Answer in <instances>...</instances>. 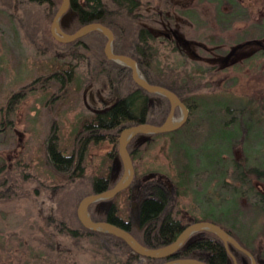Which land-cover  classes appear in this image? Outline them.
<instances>
[{
  "label": "rangeland",
  "instance_id": "rangeland-1",
  "mask_svg": "<svg viewBox=\"0 0 264 264\" xmlns=\"http://www.w3.org/2000/svg\"><path fill=\"white\" fill-rule=\"evenodd\" d=\"M174 2L181 4L175 10L176 18L187 22L185 15L190 16L186 30L211 48L209 54L214 61H219L234 45L264 34V0ZM24 5L19 0H0V264H67L65 247L75 253L78 264H115L114 256L119 251L112 248L110 240L103 239L100 247L84 236L79 239L82 249L78 250L72 240L47 226L46 218L55 216L57 211L53 196L64 182L55 180L44 163L45 139L55 132L61 147L69 153L74 147V135L80 130L87 135L83 124L94 116L81 104L79 95L74 97L73 84L66 93L70 78L63 82L50 75L60 62L54 57L55 52H42L45 43L32 35L28 25L31 11ZM14 23L21 32L22 49L7 38V33L15 36ZM158 48L160 64L186 69L205 84L195 92L202 112L189 130L145 139L146 144L136 155V173L142 174V178L151 172L168 177L173 185L172 203L180 196L178 205L188 226L214 209L221 216L231 215L230 220H224L228 224L244 222L251 234H257L254 245L264 250V204L260 210L257 203L246 207L241 216L237 202L231 200L237 190L235 185L240 186V182L233 181L234 161L243 164L239 176L253 168L264 171V52L245 59L237 57L211 77L213 67L207 61L183 62L173 49L165 45ZM52 92L66 94L69 101L62 104L64 98H55L49 103L47 94ZM15 94L19 97L11 102ZM53 116L56 123L52 122ZM85 142L78 141V145ZM112 148L109 141L90 140L85 149L84 173L97 177L105 172L104 167L109 170L113 159L107 154ZM191 151L193 172L185 170ZM185 173L188 177L191 173L192 180L185 178ZM252 185L254 189H243L249 190L250 197L259 195L264 200V179H252ZM93 188L78 187L75 193ZM127 199V193L117 198L123 216L128 214ZM59 203V211L68 204L65 200ZM246 203V199L242 200L243 206ZM238 205L241 207L240 200ZM49 236L56 243L54 250L48 247Z\"/></svg>",
  "mask_w": 264,
  "mask_h": 264
},
{
  "label": "trees",
  "instance_id": "trees-1",
  "mask_svg": "<svg viewBox=\"0 0 264 264\" xmlns=\"http://www.w3.org/2000/svg\"><path fill=\"white\" fill-rule=\"evenodd\" d=\"M134 1L138 4L144 3L146 5L155 4L157 2L156 0H71L70 8L65 13L63 21H61V27L68 34H73L81 27L95 22L111 28L114 32V52L116 54L131 55L137 58L141 71L151 84L163 86L173 91L189 108L190 114L188 121L175 131L180 132L187 129L189 130V127L196 124L201 117L202 106L201 102L197 99L195 92L204 87L205 84L199 82L196 76L191 75L186 69H175L172 68L173 66L160 64V48L152 46L151 38L148 35L137 37L136 32L133 31L135 29L134 20L131 19V22L128 21V18L125 15L129 2L135 3ZM19 2L25 4L24 8L27 11H31L30 14L27 12L29 17L28 25L31 29L32 35L37 41H39L40 37L43 39L42 41L45 45L42 46L44 48L43 51H41L55 52L56 54L54 53V57L60 62L59 65L55 67V72L50 73V75L59 77L60 81L62 80L63 82L70 78L71 80L68 82L69 84L66 93L73 84V95L74 97L75 95H79L80 102L83 106L85 104L82 98L83 91L85 86L89 83L98 82L99 80H109L113 83H119V85H123L125 82L128 83L130 87L129 91H132L130 97L124 99L125 102L120 101L111 112L98 115L93 119L94 122L98 124V126H95L96 135L94 136V140L97 142L109 141L111 143L113 148L107 154L111 159L118 158L121 160L119 155V137L123 129L141 123H150L160 126L166 121L170 112V103L168 99L163 97L166 101V105L163 107L162 111H156L155 113L150 112L148 100L144 99L140 93L141 90L136 88L140 86L134 81L131 74L127 76L126 71L130 72V68L123 66L106 56L105 45L108 39L102 32L92 31L67 43L60 42L53 36L51 32V24L63 0H19ZM14 20L16 21L15 18ZM16 25L14 23L13 27L15 29L16 37L7 33V38L16 42L18 48L22 49L23 44L20 35L21 32ZM253 31L258 32V30L254 29ZM258 40L264 42V34H261ZM251 45L259 47L255 43ZM229 51L230 49L227 50V52L225 51V53L223 52L224 54L222 56L227 55ZM259 52H264V48L254 49L251 54L241 58L245 59L251 56H256ZM187 62L190 61L187 60ZM190 63L199 64L203 62L202 59H195L194 62L191 60ZM224 65L226 64L214 65L212 62L211 66L213 69L209 72L210 76L212 77V73L220 68L222 69ZM63 68H66L65 73L68 77L61 74L62 71L60 70ZM80 70L83 71V79L77 81L76 75H78ZM63 82H61V86L63 85ZM15 97H19V94H15L12 97L11 102ZM71 97L73 96L71 95ZM63 98L64 100L62 104L69 101L66 94H64ZM127 100H129L128 103ZM180 115V109L177 108L175 118H179ZM227 125L231 126L234 125V123L227 122ZM141 136L142 135L135 136L128 145V150L132 156L134 165L136 155L141 150V147L146 144L138 142L137 139ZM59 139V135L55 132L51 133L45 139L46 162L44 163L47 165L48 170L54 176L55 180L61 181L62 183L64 182V184L59 186L60 189L57 190L53 196L54 203L57 205L56 215H50L47 217L46 223L53 231L63 234L72 240L74 243L72 244L76 249H82L79 245V239L84 236H89L100 247L103 246L101 242L103 239H108L112 242V248L119 251L115 253L114 256L116 259L115 264H135L139 263V260L142 261L140 264H165L169 261L188 258L205 259L210 264H234V260L228 253L223 240L211 232H198L193 234L184 245L171 256L164 258H149L136 253L120 237L109 233L95 232L86 228L78 217V207L80 202L88 195L100 193L113 188L123 175V166L121 165L119 170L121 175L114 181H109L108 167H104L103 170L105 172L97 177L87 176L84 173L83 163L79 172H72L74 160L72 157L66 155V151L61 147ZM83 148L84 145H82V149ZM187 149L188 148H186V152ZM187 157L188 163L185 166V170L188 169L189 172H193L195 168L194 160L192 158L193 151H191ZM82 162L84 161L82 160ZM231 165L235 175L243 169V164H240V162L238 163L234 161ZM228 166L225 171L228 170ZM234 174L232 175L233 181L234 183L240 182V186L235 185L237 190L233 191V199L230 198L237 202L238 209L242 211L241 216H244L246 207H252L255 203L258 204L260 210L261 205L264 204L263 198L259 195L254 198L250 197L248 195L249 190H244L243 187L249 186L248 188L254 189L255 187L252 185V179H264V171L258 168H253L252 170H244L241 173L242 176H239V174L235 176ZM183 175L185 178H190V180H192L191 173L189 174V177L186 173ZM142 176V174L136 173L133 183L135 182V184H138ZM225 177L227 178V174H225ZM86 185H91L94 188L85 190L80 194L75 193L78 187L83 188ZM172 187V184L170 186L167 183H161L157 179H150L139 198L138 208L132 210L130 205V193L133 188L131 185L119 193L114 199L103 201L104 203H108L110 208L107 212H97L92 215V218L95 221L112 222L130 231L146 247H164L173 243L188 226L183 220L182 209L178 205L180 196L177 197L179 199H177L175 203H172ZM61 188L62 190L67 189L68 191L63 194ZM124 193H127L128 195L127 216L121 214V209L117 201L118 196ZM244 199L247 200V203L243 206L242 200ZM59 200H65L68 202L63 211H59V205L61 203H59ZM239 200L241 202V207L238 205ZM97 204L100 203L91 204L89 210L92 212L93 207ZM230 213L231 212L228 214ZM230 219L231 215L221 216L218 211L212 209L211 212L206 213L203 217L197 218L195 222H213L225 229L242 246L253 250L251 247L255 246L254 242L257 238V234H251V232L246 229L247 226L241 220H236L237 222L229 221V224L224 221ZM43 231L47 234L45 230ZM262 233L263 231L260 232V234ZM50 239L53 240V238L49 236V240ZM51 240L48 247L54 250L56 249V243ZM230 247L234 248L233 245H230ZM63 251L65 254L67 253V264H78L75 260V253H71L69 247H65ZM243 255L246 264H249L250 258L245 253H243ZM108 258L112 257L108 255ZM48 264L52 263L48 262Z\"/></svg>",
  "mask_w": 264,
  "mask_h": 264
},
{
  "label": "flooded vegetation",
  "instance_id": "flooded-vegetation-1",
  "mask_svg": "<svg viewBox=\"0 0 264 264\" xmlns=\"http://www.w3.org/2000/svg\"><path fill=\"white\" fill-rule=\"evenodd\" d=\"M156 1L157 2L155 4H149V5H146L144 3L138 4L135 1H134L135 3L129 2V6L126 8L125 15L127 16L128 21L131 22V19L134 20L135 29L133 31L136 32L137 37L148 35L151 38L153 47H158L161 45H165V46L167 45V47L172 48L173 51H175L179 56L182 57L183 62H187V60H189V61L192 60V62H194L195 59H199V60L202 59L203 63H205V61H207V63L210 65L212 64V62L214 65L229 64V62L231 60H233L237 57L241 58L243 56H247V55L251 54V52L254 49L264 48V42L261 40L263 42V46L256 44L259 47H255V46L251 45L252 44L251 43V44H248V45H245V46L239 48L227 60H226V55H225V56H222L219 61H214V60H212V57L209 54L211 48L208 47V45L204 41L197 40V39H194L193 37H191L190 32L188 30H186V24L189 22L188 19L190 18V16L185 15V17L187 18V22L182 20V19L180 20L179 18H176L175 10H177L179 5H181V4L178 2H174V0H156ZM175 7H176V9H175ZM252 40H255V39L245 40V42L252 41ZM242 43H244V42H242ZM239 44H241V43H239ZM81 45H83V44H81ZM234 46H236V45H234ZM199 49H202L203 52L202 53L199 52L198 51ZM127 56H130L131 58L136 60L137 65L140 69L138 59L131 56V55H127ZM128 68H130V67H128ZM60 71H62L61 74L65 75V77H68L65 73L66 68H63ZM140 71H141V69H140ZM82 72L83 71L80 70V72H78V75H76L77 81H79V80L81 81L83 79ZM126 72H127V76H129V74L132 75V69L131 68H130V72L129 71H126ZM141 73H143V72L141 71ZM132 78H133V75H132ZM136 88L140 89L141 90L140 93L143 96V98L148 100V105H149L151 113H155L156 111L160 112L163 110V107L166 105L165 104L166 101L163 99V97H165V96H163L161 94H157V93H150L141 87H136ZM129 89H130V87H129L127 82H125L123 85H119V83H113L109 80H107V81H100L99 80L98 82L89 83L87 86H85V89H84L83 95H82L83 101L85 102V105H86L85 108L87 111H89L91 114H93L94 118L97 117L98 115L109 113L114 109V107L120 101L125 102L124 99L130 97L132 91L131 90L129 91ZM61 95H62L61 92L60 93L52 92L51 94H47V97H48L47 100L50 103L55 98H58V99L63 98V96H61ZM165 98L168 99L167 97H165ZM168 101L170 103L169 99H168ZM128 102H129V100H127V103ZM176 109H175L174 114L176 113ZM170 111H171V103H170ZM169 114H170V112H169ZM189 114H190V110H189ZM93 119L87 120L83 124V126L86 127L88 134L87 135L83 134L84 131H82V130L78 131L74 135V137H75V140L73 139V142H74L73 146L74 147H72V149L69 153L66 152V155L72 157L74 160L72 172L76 173V172L80 171V169L82 168V166L84 164L82 162V160L84 161L85 149L88 146V143L90 142V140H93L95 138L94 137L96 135V133H95L96 127L95 126H98V124L95 123ZM52 122L53 123L57 122L55 116H53ZM77 123L78 122H76V124ZM167 133H169V132H167ZM163 134H166V133H163ZM153 136H152V139L154 138ZM84 139L86 140V142L83 144L84 148L82 149V146L78 145V141H81ZM145 139H146L145 136H141L137 140L140 143H144ZM145 143H146V141H145ZM112 162H114V159L112 160ZM109 168H110L108 170L109 181H114L118 177L117 174L119 173V170H118L119 166L117 164H115L112 167L110 165ZM150 179H157L161 183H163V184L167 183L171 186V183H169V180L166 177L158 176V175L151 177V178H144L143 177V178H141V180L139 181L138 184L137 183L135 184V182L134 183L132 182L131 185H132L133 189H132V192L130 193V204H132V203L136 204V209L138 208L137 204H138L139 198H140L142 192L144 191V189L146 188L147 182H149ZM101 202H99L100 203L99 206L97 204L93 207L92 212L90 211L91 215H94L97 212H107L108 211V209L110 208L109 207L110 205L106 202L105 203L103 201H101ZM228 245H229L230 251L235 256V260H234V258L230 255L234 260V264L235 263L246 264V261L244 259V255H243L244 252L239 250L234 245H233L234 248H231L230 245H232V244H228ZM225 247H226V244H225ZM242 247L252 254V257L247 254V256L250 258L249 264H253V259L256 261V264H262L261 262L264 261V250L262 248L260 249L259 247L254 246V247H251L253 249V250H251V249L245 248L244 246H242ZM188 259H198V260H201L207 264H210L205 259L202 260L201 258H188Z\"/></svg>",
  "mask_w": 264,
  "mask_h": 264
},
{
  "label": "water",
  "instance_id": "water-1",
  "mask_svg": "<svg viewBox=\"0 0 264 264\" xmlns=\"http://www.w3.org/2000/svg\"><path fill=\"white\" fill-rule=\"evenodd\" d=\"M70 5H71V0H63L52 22L51 25L52 34L58 41L64 43L72 42L92 31L102 32L108 39L105 45L106 56L109 59L114 60L123 66L130 67L132 69V75L134 81L141 88L147 90L150 93L161 94L167 97L171 103L170 114L167 120L162 125L157 126L150 123H141L123 129L119 137V155L121 160L115 158L113 162V165L117 164L119 166L118 170H120L121 165L123 166V175L121 176L120 180L116 183V185L113 188L107 189L100 193L88 195L82 199L78 207V217L81 223L89 230L95 232L109 233L122 238L136 253L149 258H164L173 255L177 250H179L184 245V243L189 239L190 236L198 232H211L217 235L219 238H221L223 242L226 244V248L230 253V255L234 258V260H235V256L230 251L228 244L234 245L239 250L252 257V254L246 249H244L234 237H232L221 226L213 222L202 221V222L192 223L183 230V232L173 243L160 248H149L144 246L130 231L112 222L95 221L92 218L91 212L89 210V206L91 204L114 199L119 193L124 191L132 184L136 176L134 163L131 154L128 150V145L130 141L137 135L145 136L146 141H149L152 138V135L163 134L181 128L188 121L189 108L181 101L179 96L173 91L163 86L151 84L146 79L144 74L141 73L136 60H134L130 56L116 54L114 52V45H113L114 33L109 27L101 23L95 22L81 27L73 34H68L64 32L61 28V21H63L64 15L69 10ZM251 43L252 44L255 43L263 46V42L258 39L238 44L234 46L231 49V51L226 55V60L229 59L239 48ZM177 107L180 109L181 115L179 118L176 119L174 112ZM156 175L162 176L159 175L158 173L151 172L147 174L144 178H151ZM166 178L168 179V177ZM131 208L132 210H136V204L132 203ZM261 263L264 264V261ZM165 264H207V263L198 259H177V260L169 261ZM253 264H256V261L254 259H253Z\"/></svg>",
  "mask_w": 264,
  "mask_h": 264
}]
</instances>
